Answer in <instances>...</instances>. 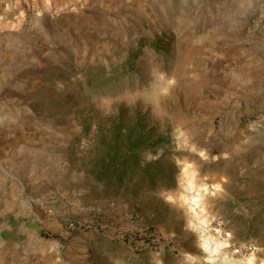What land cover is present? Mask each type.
<instances>
[{
	"label": "rangeland",
	"instance_id": "obj_1",
	"mask_svg": "<svg viewBox=\"0 0 264 264\" xmlns=\"http://www.w3.org/2000/svg\"><path fill=\"white\" fill-rule=\"evenodd\" d=\"M261 8L264 0H0V56L20 59L13 39L19 22L26 28L21 37L33 45L26 55L33 60L36 116L49 124L57 148L48 175L38 171L29 185L20 180L30 189L31 219L48 214L55 201L76 198L103 210L85 231L112 232L101 227L114 219L107 206L129 198L135 210L161 216L176 249L132 250L127 264H264V195L258 197L255 180L264 167L252 166L264 136L250 127L263 116L247 113L245 103L225 111L195 57L202 41H236L244 28L261 33L252 27ZM123 107L169 139L159 156L173 165L172 188L137 182L115 192L92 175L97 126ZM241 125L255 135L244 156L236 146ZM247 192L251 197H243ZM7 258L0 255V264L25 262Z\"/></svg>",
	"mask_w": 264,
	"mask_h": 264
},
{
	"label": "crops",
	"instance_id": "obj_2",
	"mask_svg": "<svg viewBox=\"0 0 264 264\" xmlns=\"http://www.w3.org/2000/svg\"><path fill=\"white\" fill-rule=\"evenodd\" d=\"M14 29L17 36L13 39L21 52L20 59L0 56V255L6 259L8 256L21 259L24 264H127L133 252L118 241L115 234L111 235L112 232L101 228L84 232L68 229V220L88 217L77 208L83 204L80 199L55 201L51 207L56 214L40 213L37 219H31V214L35 213H31L30 189L20 187L21 181L34 184L41 170L42 174L47 170L44 177L48 175L51 155L57 148L51 141L49 124L36 116L37 87L28 74L33 60L26 55L32 49V41L21 37L26 28L19 22ZM221 38L199 43L195 57L202 60L204 66L196 67V71L201 69L205 78L210 76L205 85L212 94L221 96L225 111H240L241 104L245 103L247 113L261 112L263 118L250 127L264 136V34L244 28L236 41L226 36ZM6 47L8 45L1 49ZM242 126L245 125L236 129V146L244 156L250 150L245 144L255 140V135L250 136ZM252 156L255 160L252 166L263 164L264 167V151ZM250 180L247 178L242 186ZM255 180L262 187L260 197L264 195V175H258ZM224 184L226 186L223 181ZM248 195L247 192L243 197L248 198ZM260 201L262 199L255 200ZM242 203L247 206L249 200ZM36 207L42 210L44 206L37 204ZM107 208L113 218L123 211L137 209L129 198L114 201ZM153 223L163 234L169 231L159 214ZM51 235H58L60 239H53Z\"/></svg>",
	"mask_w": 264,
	"mask_h": 264
},
{
	"label": "trees",
	"instance_id": "obj_3",
	"mask_svg": "<svg viewBox=\"0 0 264 264\" xmlns=\"http://www.w3.org/2000/svg\"><path fill=\"white\" fill-rule=\"evenodd\" d=\"M95 139L91 173L107 189L128 192L138 186L135 185L137 182L145 189L174 186L173 165L165 167L163 155L159 156V149L169 139L155 135L154 128L139 112L130 116L127 108H121L116 115L97 126ZM50 237L60 239L58 235Z\"/></svg>",
	"mask_w": 264,
	"mask_h": 264
},
{
	"label": "built area",
	"instance_id": "obj_4",
	"mask_svg": "<svg viewBox=\"0 0 264 264\" xmlns=\"http://www.w3.org/2000/svg\"><path fill=\"white\" fill-rule=\"evenodd\" d=\"M252 27L255 31L264 33V8H261L252 20ZM81 213H86L90 220H68L70 231H85L91 228L95 221L103 215V210L97 205H81L77 207ZM55 213L54 209H49ZM155 215L144 214L142 211H124L118 214L109 223L102 225L103 229L109 228L115 234L118 241L124 242L131 250L141 253L146 249L175 250L176 245L154 225ZM203 230L202 227H200Z\"/></svg>",
	"mask_w": 264,
	"mask_h": 264
}]
</instances>
